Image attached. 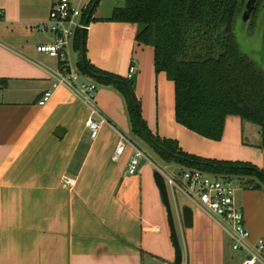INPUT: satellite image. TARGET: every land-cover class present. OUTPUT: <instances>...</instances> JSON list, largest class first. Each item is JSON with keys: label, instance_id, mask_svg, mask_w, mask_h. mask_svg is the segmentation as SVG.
Returning <instances> with one entry per match:
<instances>
[{"label": "crops", "instance_id": "0c3cea01", "mask_svg": "<svg viewBox=\"0 0 264 264\" xmlns=\"http://www.w3.org/2000/svg\"><path fill=\"white\" fill-rule=\"evenodd\" d=\"M57 1L0 0V264H174L154 168L141 162L137 175H127L135 156L131 146L113 160L120 133L151 153L133 137L122 97L108 87L96 92L95 106L108 122L93 139L89 105L71 87H54L57 73L77 71L70 52L63 63L37 51L55 42L49 15ZM71 1L84 6L92 0ZM104 2L88 28L87 58L102 71L135 77L151 132L177 141L188 154L264 170L256 125L229 116L222 140L213 141L177 122L175 84L156 72L154 47L137 41V24L109 21L125 0ZM88 84L95 83L79 74L76 85ZM48 91L52 97L41 106ZM68 179L75 184L66 185ZM174 194L184 264H243L223 228L186 196ZM237 201L251 241L264 239V190L241 186ZM185 207L193 211L191 228L184 224Z\"/></svg>", "mask_w": 264, "mask_h": 264}, {"label": "trees", "instance_id": "16d2710c", "mask_svg": "<svg viewBox=\"0 0 264 264\" xmlns=\"http://www.w3.org/2000/svg\"><path fill=\"white\" fill-rule=\"evenodd\" d=\"M100 1L89 3L83 21H93ZM247 3L248 0H125L124 6L114 9L109 21L137 24V41L154 47L156 72L165 73L175 84L176 120L180 125L209 140L221 141L227 118L238 116L260 129L264 145V71L242 53L235 36L236 23ZM263 10L264 0H257L254 18ZM87 39L88 30L76 31L72 44L80 55L77 71L122 97L133 137L158 160L182 170L234 178L245 189L264 190L263 169L250 163L191 155L177 141L154 135L142 116L135 77L128 79L102 71L90 63Z\"/></svg>", "mask_w": 264, "mask_h": 264}, {"label": "built area", "instance_id": "2783aa9c", "mask_svg": "<svg viewBox=\"0 0 264 264\" xmlns=\"http://www.w3.org/2000/svg\"><path fill=\"white\" fill-rule=\"evenodd\" d=\"M88 7L89 4L76 5L71 0L57 1L49 15L51 30L56 37L55 42L40 45L37 47V51L67 63L69 48L73 43L76 31L78 29L88 30L90 26L83 21V14L88 10ZM54 78L57 81L54 85L55 88L61 85L69 86L84 103L89 105L91 117L87 126L91 137L95 139L101 126L108 122V119L95 106L97 86L95 84L76 85L79 74L74 70L57 73ZM52 94L51 91L46 92L39 104L46 105ZM128 146L134 148L135 156L128 165L127 175H137L142 161L152 166L164 177L168 191L171 189L175 193L186 196L223 228L232 241L233 251L242 255L243 264H264V239H260L256 243L251 241V232L246 225L244 210L237 201V193L241 185L236 179L215 176L200 170L172 169L171 166L164 164L154 155L134 144L124 133H120V141L113 160L119 161ZM65 184L73 186L75 180L68 179Z\"/></svg>", "mask_w": 264, "mask_h": 264}, {"label": "rangeland", "instance_id": "374dc122", "mask_svg": "<svg viewBox=\"0 0 264 264\" xmlns=\"http://www.w3.org/2000/svg\"><path fill=\"white\" fill-rule=\"evenodd\" d=\"M106 3H108V0H105L104 5ZM235 36L242 53L248 56L260 70L264 71V10L257 18L246 20L242 15L236 23ZM69 52L71 63H73L74 68L77 70V63L80 59L79 52H76L73 48H71ZM95 85L97 86V90L95 91L96 94L100 87L97 84ZM171 168L175 170H182V168L177 167L176 165L171 166ZM169 195L172 202V209L181 247L184 250L182 220L176 208L175 194L171 189H169ZM178 201L182 202V196H178ZM229 241L232 248V241L230 238Z\"/></svg>", "mask_w": 264, "mask_h": 264}, {"label": "water", "instance_id": "95a60500", "mask_svg": "<svg viewBox=\"0 0 264 264\" xmlns=\"http://www.w3.org/2000/svg\"><path fill=\"white\" fill-rule=\"evenodd\" d=\"M249 8V7H248ZM248 8L245 11V19L247 20L248 17ZM81 57L83 59V54H81ZM142 164H144V161H142ZM154 178L157 184V187L160 191L161 199L163 202V205L166 208L167 215H168V225L170 228L171 238L173 241V246L175 249V261L174 264H184V253L183 249L181 247L179 235L176 228L174 213L170 201L169 191L166 185V182L164 180V177L158 172H154ZM183 216H184V224L186 228H191L193 226V211L189 207H185L183 210Z\"/></svg>", "mask_w": 264, "mask_h": 264}, {"label": "flooded vegetation", "instance_id": "af4514ba", "mask_svg": "<svg viewBox=\"0 0 264 264\" xmlns=\"http://www.w3.org/2000/svg\"><path fill=\"white\" fill-rule=\"evenodd\" d=\"M256 5H257V0H248V3L245 7L244 13H243V18L245 17V11L248 8V19H252L255 16V12H256ZM247 19V20H248Z\"/></svg>", "mask_w": 264, "mask_h": 264}]
</instances>
